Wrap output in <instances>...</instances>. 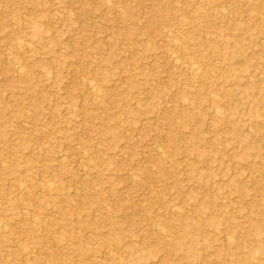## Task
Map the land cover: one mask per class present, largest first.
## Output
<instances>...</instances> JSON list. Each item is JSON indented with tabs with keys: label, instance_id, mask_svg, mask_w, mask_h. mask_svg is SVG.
<instances>
[{
	"label": "rangeland",
	"instance_id": "rangeland-1",
	"mask_svg": "<svg viewBox=\"0 0 264 264\" xmlns=\"http://www.w3.org/2000/svg\"><path fill=\"white\" fill-rule=\"evenodd\" d=\"M0 264H264V0H0Z\"/></svg>",
	"mask_w": 264,
	"mask_h": 264
},
{
	"label": "bare ground",
	"instance_id": "bare-ground-1",
	"mask_svg": "<svg viewBox=\"0 0 264 264\" xmlns=\"http://www.w3.org/2000/svg\"><path fill=\"white\" fill-rule=\"evenodd\" d=\"M94 88V87H93ZM94 91V90H93ZM96 92L95 93H98V90H95Z\"/></svg>",
	"mask_w": 264,
	"mask_h": 264
}]
</instances>
